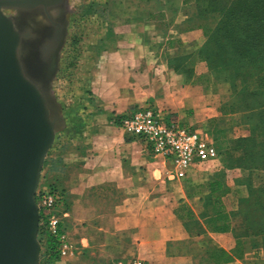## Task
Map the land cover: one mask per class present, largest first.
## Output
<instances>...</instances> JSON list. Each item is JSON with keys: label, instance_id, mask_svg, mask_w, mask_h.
I'll return each instance as SVG.
<instances>
[{"label": "crops", "instance_id": "crops-1", "mask_svg": "<svg viewBox=\"0 0 264 264\" xmlns=\"http://www.w3.org/2000/svg\"><path fill=\"white\" fill-rule=\"evenodd\" d=\"M134 8L137 14L131 23L152 28L146 37L176 39L178 46V40L195 36L187 48L201 44L200 30H183L191 17V7L184 0L145 1ZM158 9L173 10L167 26L156 23L152 13ZM117 53L121 64L115 65L110 83L117 88L118 75L124 74V92L115 93L125 98L126 109L112 116L151 101L186 125L183 120L194 102L181 84L173 86L176 77L169 61L159 52ZM105 122L92 128L87 140L79 132L74 138L66 128L65 140L49 156L61 160V187L69 203L62 225L73 255L60 259V264H129L133 259L145 264H261L260 253L255 252L259 246L251 241L256 237L238 234V223L225 203L234 189L230 185L240 176L239 168L217 158L191 168L183 179H171V164L153 156L142 141Z\"/></svg>", "mask_w": 264, "mask_h": 264}, {"label": "rangeland", "instance_id": "rangeland-1", "mask_svg": "<svg viewBox=\"0 0 264 264\" xmlns=\"http://www.w3.org/2000/svg\"><path fill=\"white\" fill-rule=\"evenodd\" d=\"M145 1L162 4L165 1L170 3L176 0H65L67 22L65 34L56 56L54 76L51 82L48 81V85L46 84L45 90L46 95L49 92V96L57 109L58 118L62 122V125L55 132L54 148H59L65 140L63 134L67 132L66 128H69V132L74 138L78 137L79 132L80 138L87 140L92 128L106 125L105 121L111 125L112 114L126 109L122 106L125 98L120 95L125 89L124 74L120 75L119 73L118 75L117 80L120 83L118 86L120 89L110 83V79L113 80L111 76L113 77L116 72L114 70L115 65L118 64L117 62L121 64L122 57L117 52H140V50L141 52H159L158 54H161L162 58L166 60H173L177 56L182 58L186 56L184 53L191 52L192 55L186 59V63L181 64L183 70H191V75L173 72L174 78L176 77L173 79V86L176 83L181 84V90L186 95L190 94L191 101L194 102L192 103L194 109L189 110L191 114L187 113L186 119H181L200 135L212 139L218 159L224 161L228 158L227 152H230L231 147L238 146L236 139L248 137L250 134L248 125H246L248 122L244 116L227 113L223 109L225 103L230 100L228 81H222L225 76L221 71H210L207 67L204 57H202L207 49L204 44L206 38L201 31L197 34V36L199 35L197 40L202 39L201 44L194 42L196 44L194 49V46L192 48H187V46L188 42L191 43L196 39L195 36L191 37L190 40L185 38L184 42L178 40V46H176V39L164 41L155 35L146 37L148 32L152 31V28L147 24L131 23L134 15L137 14L134 7ZM184 2L191 7V17L183 30L186 32L187 30L193 31L191 28L197 23H202V21L192 18L193 0H184ZM172 11V9L163 11L158 9L152 13L153 16L157 17L158 26L168 25ZM11 12L6 11V13ZM168 35L169 37L174 36L172 33ZM150 37L151 39H148ZM183 87H190L191 89L187 90ZM48 88L50 91H47ZM117 90H120V94L115 93ZM103 103H110L111 106L105 107ZM143 104L156 106L151 101ZM207 109L212 110V112L209 113ZM84 130L87 135H83ZM240 147L238 146L239 150ZM53 151L55 150H51L49 156L53 154ZM224 153L226 157H224ZM233 155L236 158L241 157L238 151ZM62 174L60 171L54 170L47 175L46 181L54 183V178L62 179ZM252 174L250 181H253L254 186H264V171H256ZM239 175V178L234 180V184L230 185L231 188H234L232 194L225 200L226 206L232 210V213L238 211L237 200L243 195V198L248 195L245 183L248 180L249 172L240 169ZM231 179H229L230 182ZM234 218L239 224V217ZM251 241L255 243V247L259 246L255 252L260 253V263L264 264L263 237L257 236ZM49 264L60 263L56 261Z\"/></svg>", "mask_w": 264, "mask_h": 264}, {"label": "water", "instance_id": "water-1", "mask_svg": "<svg viewBox=\"0 0 264 264\" xmlns=\"http://www.w3.org/2000/svg\"><path fill=\"white\" fill-rule=\"evenodd\" d=\"M62 2L51 6L46 0H0V264H39L35 192L55 132L62 125L49 92L44 95L20 64L22 36L31 33L20 34L6 11L32 13ZM64 34L65 28L44 43L53 55L49 82Z\"/></svg>", "mask_w": 264, "mask_h": 264}, {"label": "trees", "instance_id": "trees-1", "mask_svg": "<svg viewBox=\"0 0 264 264\" xmlns=\"http://www.w3.org/2000/svg\"><path fill=\"white\" fill-rule=\"evenodd\" d=\"M193 2L192 18L200 19L202 23H197L191 29L200 30L206 38L204 44L207 49L202 57L210 71H221L225 76L222 81H228L230 100L223 109L227 113L244 116L250 131L248 137L236 139L238 146L241 145L240 150L234 145L224 160L230 166L249 172L245 183L248 195L240 200L238 211L232 213V217H239L238 234L241 237L262 236L264 241V186H254L250 181L252 173L264 171V0ZM191 55L168 60L170 67L190 76L191 70H183L181 64L186 63ZM54 147L55 142L46 155L42 171H57L62 166L58 157L48 160L51 150L59 149ZM236 151L240 153V158L232 156ZM223 155L226 157L225 153ZM54 180L48 185L62 195L64 210L68 212V198L61 187V179ZM54 248V241L48 239L40 264L59 261Z\"/></svg>", "mask_w": 264, "mask_h": 264}, {"label": "built area", "instance_id": "built-area-1", "mask_svg": "<svg viewBox=\"0 0 264 264\" xmlns=\"http://www.w3.org/2000/svg\"><path fill=\"white\" fill-rule=\"evenodd\" d=\"M110 123L142 141L150 148L153 156L171 164L172 170L168 175L174 180L183 179L191 168L218 158L213 142L171 115L164 114L163 111L150 105L136 107L121 115L112 116ZM57 170L62 173L63 169ZM43 171L41 170L35 192V204L39 214L37 234L40 247L39 261L48 239L54 241V252L60 260L73 255V249L62 225L67 211L64 210L62 195L52 190L48 185L50 183L46 181L50 172L47 169ZM129 264L145 263L140 259H133Z\"/></svg>", "mask_w": 264, "mask_h": 264}, {"label": "bare ground", "instance_id": "bare-ground-1", "mask_svg": "<svg viewBox=\"0 0 264 264\" xmlns=\"http://www.w3.org/2000/svg\"><path fill=\"white\" fill-rule=\"evenodd\" d=\"M6 14L9 15L19 33L32 25L35 20L33 19L34 16L30 15V13L14 11ZM37 18H39V15L36 19ZM33 42L34 41L24 40V38H22L18 48V56L26 77L45 95L46 86L48 85V79L50 77L49 75L51 69H53V59L52 55L48 53V47L39 48L38 50H40V52H33L35 48L32 45Z\"/></svg>", "mask_w": 264, "mask_h": 264}, {"label": "flooded vegetation", "instance_id": "flooded-vegetation-1", "mask_svg": "<svg viewBox=\"0 0 264 264\" xmlns=\"http://www.w3.org/2000/svg\"><path fill=\"white\" fill-rule=\"evenodd\" d=\"M46 1L50 3L51 6L58 2V0H46ZM64 5H66L65 0H63V2L59 4V6H57L56 8H52V7L48 9L39 8L33 11L32 13H30V15L34 16L33 17V19H35L34 23H32L33 22L32 21L31 22L32 25L25 28L23 32H20V34L23 35L25 32L31 33L28 38H24L23 36L22 38H24V40L34 41L32 44L35 47L33 49V52H40V50H38L39 48L46 47L45 42L46 40H48L47 37L55 38L58 34H60V30L66 28L67 25L66 14H65L66 9ZM38 15L39 18L36 19ZM48 53L52 55L50 49H48Z\"/></svg>", "mask_w": 264, "mask_h": 264}]
</instances>
